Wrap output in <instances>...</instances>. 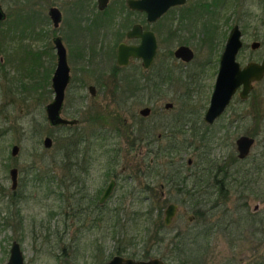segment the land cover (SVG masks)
Segmentation results:
<instances>
[{"label": "rangeland", "instance_id": "obj_1", "mask_svg": "<svg viewBox=\"0 0 264 264\" xmlns=\"http://www.w3.org/2000/svg\"><path fill=\"white\" fill-rule=\"evenodd\" d=\"M39 1L35 0L37 3ZM4 2L10 6L17 4L22 9L14 24L11 20L0 26V264H8L14 242L20 244L25 264H102L116 255L135 259L165 255L170 264H264V110L260 120L253 116L255 99L258 102L259 97L261 107L264 106V81L256 85L248 100L243 102L237 97L230 106L233 112L239 109L242 114L240 126L228 132H217L215 128V132L208 133L207 140L210 142L206 143L210 145L204 144L195 151L189 149L183 153L185 163L189 159L195 160L191 170L187 171L184 167L181 173L185 177L192 173L193 176L189 180L181 176L178 178L179 184L184 183L185 192L167 189L165 197L161 198L158 196L161 182L155 176L143 177L145 184L155 188L153 193L142 191L145 186L141 179V165L146 150L138 145L131 146L129 138L136 135L129 133L127 136L124 132L123 138H112L109 147L83 143L79 148H71L73 141L84 142V136L90 139L96 137V131L101 127L118 128L119 120L140 127L141 122L136 116L142 106L139 102H130L127 106L125 102L119 101L118 106L110 102L107 95L100 94L98 100L94 101L87 93V98L80 100L79 105L69 91L63 116L85 121L81 126H87V133L70 134L51 130L46 122L45 106L53 99V94L40 95L34 86L37 81L53 74L56 63L55 51L51 48L53 36H42L40 41L30 37V31L40 28L39 22L32 20L29 15L28 3L31 0ZM244 2L240 16L235 19L231 17L229 23L239 24L243 31V47L237 56L242 67L250 62L261 63L264 59V0ZM39 12L47 15V7H42ZM63 25L64 22L60 29L65 31ZM50 27L53 28L52 24L47 25L48 29ZM219 27L221 33L218 38L223 40L224 47L226 39L223 34H228L230 28L220 22ZM59 34L67 41L70 63L75 71L81 65L72 55L75 39ZM196 36V40L187 36L188 45L193 46L196 59L188 67L181 65L186 72L199 70L201 62L209 55L206 49L200 47V40L204 37L200 25H197ZM91 39L85 35L78 43L89 52V56L98 50L97 44ZM253 42H260L261 47L253 50ZM166 45L174 47L176 44ZM223 47L217 50L216 55L223 52ZM33 50L41 53V60L36 62ZM114 65L111 54L103 52L93 57L84 73L74 72L73 76L89 77L91 82L98 76H110L112 79L110 74ZM137 66L135 63L129 68L120 69L117 77L123 79ZM211 67L216 68V64ZM200 71L206 83L199 91H196L195 84L179 88L180 94L197 97L196 100L172 101L170 95L159 102V109L168 102L180 108L184 103H188L187 108H208L211 96L209 88L215 80L211 74ZM210 71H214V68ZM198 81L197 78L195 83ZM109 85L110 89L116 88L114 82H109ZM147 104L150 103L147 101ZM88 108L87 115L77 113L79 109L84 112ZM128 108L131 110L129 114ZM106 110L117 114L110 117L105 113ZM118 114H121L120 118L116 117ZM49 134L56 136V140L53 137V147L47 149L44 140ZM241 136L254 137L256 145L249 158L237 162L236 140ZM15 145L20 146V153L14 158L11 152ZM87 149L89 152L84 155ZM74 151L78 152L74 156H83L91 162L88 175L83 177L87 205L97 199L96 193L106 188L110 181L107 180V169L100 161L108 159L109 155L121 158L116 172L126 179L118 186L114 197L102 212L89 210L87 213L75 214L68 208V200L72 204L74 199L65 198L63 190L61 192L59 184L63 171L57 163L53 164V159L58 162ZM114 151L117 153H112ZM43 157L45 166L42 165L39 173L43 179L40 182L34 179L32 173L29 175V170L35 161L42 163ZM184 162L180 159L179 165L186 166ZM199 163L205 168L204 173L201 168L198 169ZM44 167L53 170L57 180L46 176ZM12 168L19 169V179L22 180L15 193L10 178ZM225 170L228 171L223 173ZM217 171L221 175L216 179L222 189L213 187L214 172ZM222 176H225L224 179ZM130 187L131 190H128ZM126 190H136L137 193L130 195L127 192L126 197L122 196ZM119 199L120 205L114 207ZM170 203L177 204L179 211L172 226L166 227L165 209ZM113 208L119 211L116 218L109 215ZM192 216L197 219L189 222L188 218ZM175 233L180 236L178 244L170 241Z\"/></svg>", "mask_w": 264, "mask_h": 264}, {"label": "flooded vegetation", "instance_id": "obj_2", "mask_svg": "<svg viewBox=\"0 0 264 264\" xmlns=\"http://www.w3.org/2000/svg\"><path fill=\"white\" fill-rule=\"evenodd\" d=\"M51 1H54V3L51 4ZM132 1L140 0H40L38 3L35 2V0H31V2L28 3V9L30 11L29 15L32 20L39 22L40 28H35L30 31V37H33V40L40 41L42 36L52 35L53 46L51 48L52 51H55L56 56L55 68L52 76L48 75L46 78L42 79V81H37L36 86H34V90H37L40 95L45 94V96H47L53 94V99L45 106L46 122L52 131L61 130L62 132L66 131L70 134H86L87 126L84 128L81 126V123L85 121H81L77 118L70 119L63 116L66 95L69 91L73 93L76 98V100H74L77 101V104L79 105L81 104L80 100L87 98V93L92 97L91 100L94 101L98 100V96L100 94L103 96L107 95L110 102L118 106L120 104L119 101L125 102L127 106L130 102H139L142 106L137 110L138 115L136 114V116L138 117V121L141 122L140 127L136 128V125H129L125 120H119L117 124L118 128L101 127L96 131V137L93 139L84 136V142L86 141L92 146L109 147L111 145L112 138L115 140L123 138L122 134H124V132H126L127 136L129 133L136 135H131L129 138V140H131V146L137 147L138 145L139 147H145L146 150L145 155L142 156L141 165V179L143 186H145V190L142 189V191L146 192L149 190V192L153 193L155 188L151 184H145L143 177L146 179L149 175L155 176L156 179L161 182L159 184L160 195L158 196L162 198L165 197V191L167 189L175 188L178 191L185 192L184 183L182 182L179 184L178 178L181 176L184 180H189L193 176V173L191 176L186 177L182 176L181 173H183L182 170L184 167H186L187 171L189 169L191 170L195 160L193 161L192 159H189L185 163L183 160V153L189 149H193L195 151V149L201 148L202 145L208 144L206 143L210 142L207 140L208 133L215 132L213 131L215 128L218 130L217 132H228L233 128L240 126V120L243 116L238 111L239 109H234L233 112L230 109V106L237 97L243 102L248 100L256 85L261 84L264 81V77L261 81L253 83V88L246 99H243L241 96L243 87L240 86L236 90V93L221 116L215 119L213 124H209L206 121V114L211 106V100L216 89L217 77L221 66V57L225 51L228 38L235 27H239V30L241 31V40L243 38L241 26L239 24L231 25L229 23L232 20L231 17L235 19V17L240 16V8L244 6L243 3H245L244 1L246 0H186V2L182 5H177L168 9L166 13L155 21L149 20V15L146 11L131 8L129 3ZM44 6L47 7V15H43V12H39V10ZM0 8L4 14V18L0 22V26L11 20H13L14 24V22L17 21L18 15L22 9H19L17 4L10 6V4H6L4 0H0ZM52 9H57L60 12L61 21L58 26H55L51 18ZM226 12L230 13L226 14ZM67 20L70 22L68 23ZM63 22V27L65 26L66 28L65 31L60 29ZM219 22L228 25L227 28H230L228 34H223V37L226 39L224 47L222 46L223 40L218 38V35L221 33ZM51 24L53 28L50 27V29H48L47 25ZM197 25L201 26V31L204 36L200 40V47L206 49L207 52H209V55L206 60L201 62L199 70L186 72L182 69L181 65L188 67L196 59L193 46L188 45V37L189 39L193 38V40L197 39ZM11 29L13 28L11 27ZM59 33H63L65 36L75 39V46L73 47L74 54L72 55L73 58L81 64L75 71L70 63L69 50H67L66 47L67 41H65ZM147 33H153L157 44L153 64L149 68H146L143 58L130 56L127 58L125 64L120 65V46L139 47L143 44V36ZM85 35L91 37V41L93 40L97 44L96 46L98 48V50L93 52L90 56L89 52L78 44L83 40ZM56 38L61 39L66 49L67 60L70 67V81L65 90L61 117L71 121H78L75 125L52 126L47 117V106L53 102L56 96L53 88V76L58 66L57 50L54 43ZM166 43L176 45L174 47H169ZM254 43L260 44L257 49L261 47L260 42H253L251 47H253ZM183 46L188 47L193 52V58L190 62L183 61L175 55L176 51ZM222 47L223 52L220 55H216L217 50ZM104 49L106 50L103 51ZM32 52L36 57V62L41 60V53L38 50H33ZM103 52L104 54L106 52L111 54L112 60L115 63L110 74L112 79H110V76H107L108 78L98 76L91 82L89 77L86 78L80 76L74 78V72H76V74L84 73L86 71V67H88L92 62L93 57L103 54ZM0 62L2 67L1 59ZM135 63H137L138 66L134 67V70L131 71L129 75L125 76L123 79L117 77L120 69L129 68ZM215 64L216 68L211 67ZM212 68H214V71H210ZM200 70H202L204 74H211L210 76L214 77L215 80L209 88V90H211V96L208 108H187L188 103L182 104L180 108L177 107L175 103L168 102L164 105V108L159 109V102L168 98L170 95L172 101L196 100L197 97L191 98L186 97L185 94H180L179 88L183 86H193L195 84V86H197L196 91H199L200 87L206 83V81L202 80V73ZM114 78L116 79L114 80ZM197 78L200 81L195 83ZM109 82H114L116 88L110 89ZM45 96L44 101L46 102L47 98H45ZM147 101L150 104H147ZM168 105L170 106L168 107ZM195 106L196 103L194 102V107ZM92 108L97 109V107ZM253 109V116L258 117L257 119L260 120V117H262L263 114L264 106L261 107L259 97L258 102L256 99L253 101ZM89 110L90 108L81 112L79 109L77 110V113L87 115ZM128 110L129 114L131 110L130 108H128ZM105 113L112 117V115L116 112L106 110ZM119 115L121 114L116 115V117L120 118ZM253 120L255 121L256 118ZM159 130L161 131L156 135L155 132ZM47 137L51 138L54 143V136H52V134H49ZM54 138L56 140V136ZM126 147H128L127 144ZM119 148L120 147H115L114 149ZM110 153L111 152H108L107 154ZM112 153L117 152L114 151ZM108 157V159H104L103 161H100V163L104 164L107 169L106 175L109 178L107 180H110L109 184L106 188H102L96 193L97 199L93 200L91 205L85 204L86 191H84V187H86V185L83 184V177L88 175L91 162H89L88 158L82 156L68 155L61 158L60 165L63 171L62 178L60 176L61 192L63 190L64 197L66 196L69 199H74L72 204L69 200L68 202L65 200V202H67L68 208L75 214L87 213L89 210L94 213L102 212L114 197L118 186L125 181L126 178L121 177L120 173L116 172V167L121 159L120 156L109 155ZM237 157L238 160L236 159L235 161H244L239 158L238 151ZM180 159L186 166L179 165ZM199 168H202L200 164H198V169ZM227 171L228 170H225L223 173H226ZM214 174V177L221 175H218V171L214 172ZM222 177L221 178L224 179L225 176ZM217 181L219 182V180ZM20 182L21 179H19L18 169V187ZM112 183H114L112 193L105 201L102 202L103 196ZM128 190H131V187ZM128 190L121 195L126 197ZM128 193L132 195V193L137 192L135 190L134 192L131 191ZM120 200L121 199L116 201L114 207L120 205ZM171 204L175 203H170L169 205ZM118 212V209L113 208V210H110L109 215L111 217L115 216L116 218V216H118ZM192 217L194 218V222L196 217ZM172 224L167 227H171ZM116 256H121L125 259H132L135 261L161 259L164 264H170L166 258L167 256L165 255L163 257L145 256L137 259L124 257L122 255ZM116 256H113L110 260L102 264H107Z\"/></svg>", "mask_w": 264, "mask_h": 264}, {"label": "water", "instance_id": "obj_3", "mask_svg": "<svg viewBox=\"0 0 264 264\" xmlns=\"http://www.w3.org/2000/svg\"><path fill=\"white\" fill-rule=\"evenodd\" d=\"M106 1V0H105ZM186 0H140L132 1L129 3L133 9L144 10L149 15L150 21H155L167 12L171 7L182 5ZM4 14L0 8V22L3 20ZM51 18L58 26L61 21L60 12L57 9L51 10ZM57 56L58 66L53 76V88L56 93L55 99L47 106V117L52 126L60 125H75L78 123L76 120H67L61 117V111L64 104L65 90L70 81V67L67 60V52L60 38L54 40ZM243 46L241 40V31L239 27H235L226 44V48L221 57L220 71L217 77L216 89L214 91L211 106L206 114V121L213 124L225 111L229 105L236 90L242 86V98L246 99L248 94L253 88V83L261 81L264 77V60L261 63H249L244 68L237 62V55ZM259 43L253 44V49H257ZM157 44L153 33H147L143 36V44L139 47H127L121 45L119 48V64L126 63L127 58L130 56L139 57L144 59V65L149 68L153 64L156 54ZM179 59L190 62L193 58V52L188 47H180L176 53ZM170 105H168L169 107ZM256 140L253 137L241 136L237 142L238 156L241 160H245L251 153L252 148L255 146ZM44 146L47 149L53 147V141L47 137L44 140ZM20 153V146L15 145L12 148V157H17ZM10 178L12 182V190H17L18 187V168L10 170ZM114 188V183L110 185L107 192L102 198L105 201ZM258 209V208H256ZM178 212V206L171 204L165 211L164 223L170 226ZM194 218L189 217L188 221L193 222ZM8 264H25L23 252L18 242L12 244L10 250V259ZM107 264H164L161 259H153L150 261H135L132 259H125L121 256L114 257Z\"/></svg>", "mask_w": 264, "mask_h": 264}, {"label": "trees", "instance_id": "obj_4", "mask_svg": "<svg viewBox=\"0 0 264 264\" xmlns=\"http://www.w3.org/2000/svg\"><path fill=\"white\" fill-rule=\"evenodd\" d=\"M77 142V141H76ZM75 141H73V143H71L72 144V147L71 148H73V149H75L76 147H78L79 148V146H82V144L84 143V144H86V145H91V144H89V143H87L86 141L85 142H77L76 143ZM94 148V147H93ZM89 152V150L87 149L86 151H85V154L84 155H86L87 153ZM70 154V156H74V155H76V154H78V152L77 151H74V152H71V153H69ZM83 157V156H82ZM42 163L41 162H38V161H35V163H33L32 165H31V168H30V170H29V175H31V173H32V175H33V177H34V179L36 180V181H40V182H43V179L41 178V176L39 175V173H41V168H42V165H44L45 166V159H44V157H43V159H42ZM58 162H56L55 161V159H53V164H56L57 163V166H59V168H60V170H62V167H61V165H60V162H61V159H60V161L59 160H57ZM51 164V163H50ZM200 164V163H199ZM44 170H45V172H46V176H48L49 178H51V179H53V180H57V174H55L54 173V171L53 170H51V169H49V168H43ZM201 170L203 171V173H204V171H205V168H201ZM204 177V176H203ZM213 183H214V188H217V189H222V187L221 186H219L218 185V181H217V179H216V177H213ZM42 180V181H41ZM22 181V180H21ZM60 185V184H59ZM61 188V187H60ZM16 192V191H15ZM14 192V193H15ZM197 216H200V214L199 213H197ZM196 217V216H195ZM196 219H197V217H196ZM195 219V220H196ZM165 225V224H164ZM157 235V234H156ZM179 238H180V236H179V234L177 233V234H174L171 238H170V241L172 242V243H175V244H178L179 243ZM156 240H158L159 241V238H157L156 237Z\"/></svg>", "mask_w": 264, "mask_h": 264}]
</instances>
